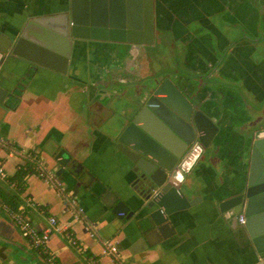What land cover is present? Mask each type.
<instances>
[{"label": "crops", "instance_id": "obj_1", "mask_svg": "<svg viewBox=\"0 0 264 264\" xmlns=\"http://www.w3.org/2000/svg\"><path fill=\"white\" fill-rule=\"evenodd\" d=\"M253 1L264 4V0ZM66 2L0 0L1 42L7 40L4 35L15 33L27 15L56 12ZM180 2L181 6L187 4V11L197 14L212 16L221 11L227 23L250 28L259 25L261 18L264 24V14L251 0ZM206 18L202 20L204 27L217 33L216 19ZM216 40L197 39L194 56L189 57L190 64L199 67L194 71L205 72L207 63L218 60L213 47L215 44L221 47L224 41L220 37ZM81 44L87 46L86 42ZM87 47L76 46L70 68L64 74L19 57L3 61L0 86L10 88L17 83L19 87L16 96L7 97L0 104V137L6 141V145H0V167L8 177L0 178V200L10 199L14 208L23 209L39 229L47 226L49 215L55 216L60 225H68L83 246L80 249L71 245L62 232H52L47 250L60 264H258L245 225L230 223L217 208L216 198L222 186L232 180L233 167L201 164L194 177L197 190L187 194L198 200L174 218L175 232L152 246L139 241L141 233L134 220L124 221L101 201L106 191L102 184L121 199H127L126 192L141 201L129 187L132 174L114 151L110 131L105 124L97 126L98 121L91 124L87 116L88 108L108 102L115 91L113 86L97 81L99 76L104 77V67L114 68L112 75H122L120 84L129 83L140 71L137 57L141 47L126 54L127 47L109 42H103L95 52ZM221 60L218 70L221 84L214 92L223 113L220 119L226 137L222 139L223 156L229 150L237 152L250 129L264 127V56L260 62L254 60L248 42L243 41ZM176 83L182 86L178 80ZM106 117L107 113L100 115V119ZM60 149H65L78 165L75 175L59 171L54 156ZM31 153L37 154V168L53 173V184L46 183L38 175V169L21 177L18 171ZM14 180L21 181L22 187L12 186ZM68 192L83 208L79 219L74 218V209L66 206ZM130 205L134 207L133 201ZM86 220L96 223L95 237L85 230ZM105 239L116 245V256L103 253ZM0 264H48L1 210Z\"/></svg>", "mask_w": 264, "mask_h": 264}, {"label": "water", "instance_id": "obj_2", "mask_svg": "<svg viewBox=\"0 0 264 264\" xmlns=\"http://www.w3.org/2000/svg\"><path fill=\"white\" fill-rule=\"evenodd\" d=\"M156 1L67 0L56 12L27 15L13 35H4L5 42L0 34V68L6 58L19 57L64 74L78 42L87 46L91 41L120 44L127 47L125 54L151 44L158 19ZM179 50L175 48L177 54ZM177 67L174 60L169 72L160 67L147 74L130 99L125 96L127 84H120L122 75H112L114 68L104 67V77H98V82L115 91L108 102L87 109L88 119L91 124L98 121L97 126L105 124L110 131L114 151L132 174L129 187L141 200L126 192L127 199H121L101 183L106 190L101 201L124 221L134 220L141 233L139 241L152 246L171 236L174 218L198 200L187 194L197 190L194 177L201 164L233 167L232 180L216 198L217 208L230 223H238V215H244L250 245L258 264H264V127L250 129L237 152L229 150L222 156L225 134L220 119L214 118V109L204 112L187 98L176 83ZM18 87L17 83L10 88L0 86V104L16 96ZM102 113H107L106 120L100 119ZM194 144L201 150L198 164L177 181V164ZM54 159L60 172H77L78 165L65 149Z\"/></svg>", "mask_w": 264, "mask_h": 264}, {"label": "flooded vegetation", "instance_id": "obj_3", "mask_svg": "<svg viewBox=\"0 0 264 264\" xmlns=\"http://www.w3.org/2000/svg\"><path fill=\"white\" fill-rule=\"evenodd\" d=\"M251 2L256 4L255 6L259 9V12L264 9L262 1L255 3V1L251 0ZM181 4L180 0L156 1L155 12L158 14V19L154 30L153 42L139 46L141 50L138 51L137 59L140 62V71H138L134 80L127 83L125 96L127 99L133 97L137 93L139 83L153 70L165 66L166 71L169 72V67L175 60L178 64L179 73L177 80L183 86L179 87L186 93L187 98L196 105H200L199 107L204 112L211 113V109H214L212 113L214 118L222 119L221 103L214 92L216 86L221 84V75L218 73L222 63L221 58L234 45L245 41L250 46L254 60L260 61L264 56V24L261 18L259 25L257 24V26L250 28L239 23H227L221 17V11L215 12L212 16L197 14L195 11H187L188 6L186 3H183L185 6H181ZM203 18L207 20L209 18L216 19L217 33L211 28L204 27ZM200 37L214 41L216 39V41H219L220 37L224 41L221 47L216 44L215 46L213 45L219 57L217 61L207 63L205 72L194 71L195 68L198 69L199 67L190 64L189 58L194 56L193 54L197 48L196 41ZM101 44H103L102 41H91L90 48L95 52L101 47ZM77 45L79 47H87L81 42H78ZM139 47L136 48L138 49ZM176 47L180 49L178 54L175 51ZM165 75L169 76L167 72ZM243 98L247 99L248 96Z\"/></svg>", "mask_w": 264, "mask_h": 264}, {"label": "built area", "instance_id": "obj_4", "mask_svg": "<svg viewBox=\"0 0 264 264\" xmlns=\"http://www.w3.org/2000/svg\"><path fill=\"white\" fill-rule=\"evenodd\" d=\"M0 145H6L5 139L0 137ZM38 175L46 182L53 184L54 175L51 171L38 168ZM0 178L7 179L6 172L0 167ZM12 186L16 185V182L11 183ZM66 206L72 207L74 209V218L79 219L83 214V208L78 203L77 198L71 193L68 192L65 195ZM31 205H34L31 202ZM0 210L4 212L10 220L19 227V229L24 233L28 244L37 249L43 257L47 260L48 264H60L55 257L50 254L47 250V243L49 241L50 235L52 232H62L64 238L73 246L82 248L83 245L74 237L73 233L68 229V225H60L55 216L49 215L47 217V226L43 229H39L34 225L29 218L28 214L20 208H14L9 206L4 202H0ZM122 214V213H119ZM237 222L239 224H244L245 217L243 214H239L237 217ZM85 230L87 231L90 237L96 236L97 225L93 221H85ZM103 253L107 255L116 256L118 254L116 245L110 239L103 240Z\"/></svg>", "mask_w": 264, "mask_h": 264}, {"label": "clouds", "instance_id": "obj_5", "mask_svg": "<svg viewBox=\"0 0 264 264\" xmlns=\"http://www.w3.org/2000/svg\"><path fill=\"white\" fill-rule=\"evenodd\" d=\"M200 151L199 145L194 144L185 157H183L178 162V170L174 172V176L177 181H182L185 177V174L191 173L192 170L197 166Z\"/></svg>", "mask_w": 264, "mask_h": 264}, {"label": "trees", "instance_id": "obj_6", "mask_svg": "<svg viewBox=\"0 0 264 264\" xmlns=\"http://www.w3.org/2000/svg\"><path fill=\"white\" fill-rule=\"evenodd\" d=\"M37 159H38V157H37V154L36 153H31L29 155V157H27L25 164L22 165L20 167L19 171H18V172H20L21 177H23L24 175H26L31 170H37L38 169L37 168V163H38ZM14 182H16L15 187H17V188L18 187L19 188L22 187V182L21 181L14 180ZM0 202H4V203L8 204L9 206L14 207V205H12V203H10V199L9 200H6V201L0 200Z\"/></svg>", "mask_w": 264, "mask_h": 264}, {"label": "rangeland", "instance_id": "obj_7", "mask_svg": "<svg viewBox=\"0 0 264 264\" xmlns=\"http://www.w3.org/2000/svg\"><path fill=\"white\" fill-rule=\"evenodd\" d=\"M176 66H177V65H176ZM161 68H163V69H164V68H165V66H164V67H161ZM116 87H117V88H119V87L121 88V86H116Z\"/></svg>", "mask_w": 264, "mask_h": 264}]
</instances>
